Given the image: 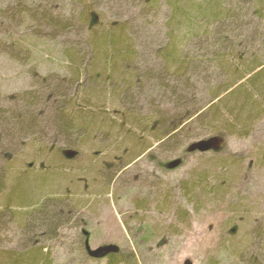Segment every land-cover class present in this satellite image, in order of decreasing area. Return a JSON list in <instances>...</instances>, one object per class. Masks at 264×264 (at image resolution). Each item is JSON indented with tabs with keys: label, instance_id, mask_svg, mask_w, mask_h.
Here are the masks:
<instances>
[{
	"label": "rangeland",
	"instance_id": "374dc122",
	"mask_svg": "<svg viewBox=\"0 0 264 264\" xmlns=\"http://www.w3.org/2000/svg\"><path fill=\"white\" fill-rule=\"evenodd\" d=\"M256 2L0 0V264H264Z\"/></svg>",
	"mask_w": 264,
	"mask_h": 264
},
{
	"label": "trees",
	"instance_id": "16d2710c",
	"mask_svg": "<svg viewBox=\"0 0 264 264\" xmlns=\"http://www.w3.org/2000/svg\"><path fill=\"white\" fill-rule=\"evenodd\" d=\"M262 4V5H261ZM255 6H257V7H261V8H263V6H264V0H262V3H260V4H258L257 2L255 3ZM241 11V10H240ZM237 15V14H236ZM239 15H240V12H239ZM238 15V17H240ZM229 17H230V15H228ZM214 14H213V16H211V18H209L208 20H212V19H214ZM235 17H237V16H234L233 18H235ZM221 18H223V19H221ZM220 19V20H219ZM236 19V18H235ZM228 20V18L226 17V15H223V16H221V17H218V18H216L215 17V19H214V22L213 23H216V22H218V21H220V22H226ZM263 32H264V30H263ZM262 31H260L259 29L258 30H255L254 31V33H253V42H255V41H257V40H260V39H264V33H263ZM256 34V35H255ZM110 36V35H109ZM111 37V36H110ZM116 38H113V37H111V38H109V41H110V46H112V48H115V46L117 45L116 43L114 44V40H115ZM251 43V44H249L248 46H254V43ZM260 42V41H259ZM259 42L258 43H255V46L256 45H259ZM237 45L238 44H236V47H237ZM240 46L241 47H243L241 44H240ZM247 46V47H248ZM259 46H261V45H259ZM262 48H264V45L262 44V46H261ZM171 51V50H170ZM172 54V56L173 57H176L175 56V49H173L172 50V52H171ZM171 56V57H172ZM129 56L127 55H125L124 56V58H123V60H125V58L127 59ZM255 60H253V61H255V64L256 63H258V66L257 67H255L254 68V66H256L255 64H253L252 65V67L249 69V70H247L248 72H247V74H244L242 77L241 76H239V81L241 80H246L248 83L247 84H251L252 86H254V87H256V85L258 84V83H256V82H254L253 84H252V81H253V74H254V72H256V70H257V68L259 67V66H261V65H264V58H260V56H255V58H254ZM115 60H117V58L115 59ZM122 60V59H121ZM117 61H120L119 59L117 60ZM254 63V62H253ZM255 75V74H254ZM246 78V79H245ZM246 81H245V83H246ZM264 82V81H263ZM232 88V87H231ZM230 89V88H229ZM228 91V90H227ZM26 95H24L23 96V101L24 100H26L27 101V97H25ZM25 101V103H24V111H25V113L26 114H28V122L30 121V122H32V121H34V116H33V112L32 111H28L29 109H32L33 108V106H34V104L32 103V101H27L26 102ZM196 115H198V113L197 114H195V116ZM195 116H193V118L195 117ZM25 118V116H24V114H15V115H13L12 117H10V119H11V121H16L15 122V124L14 125H18V126H21L22 125V123H23V119ZM192 117H190V118H188L185 122H183L182 124H180V125H175L173 128H171V129H169L168 131H167V133L165 134V139L166 138H168L167 139V141H170V140H173V139H175L176 137H178V136H180V134H182V132L184 131V127H186L188 124V122H190V120L191 119H193ZM8 119L6 118V117H0V123L1 124H7L8 122ZM25 121V120H24ZM238 121H239V119H238ZM59 125H63V128H62V130H63V132H67V131H69L71 128H70V126H69V123L67 124L64 120H62V122L59 124ZM184 125V126H183ZM67 127V128H66ZM191 149H192V147H191ZM211 149V148H210ZM209 149V150H210ZM194 151H196V152H200L198 149H195ZM208 151V150H207ZM35 214V213H34ZM40 222H42V221H40ZM85 245H86V243H85ZM86 247V252L88 253V248H87V246H85ZM117 250H118V252H110V253H108V254H106V257H110V256H114V255H117L118 253H119V249L117 248ZM33 255V257H31ZM28 257H31V260L30 259H27V264H33L35 261H36V259L34 258L35 257V254H31V255H29Z\"/></svg>",
	"mask_w": 264,
	"mask_h": 264
},
{
	"label": "water",
	"instance_id": "95a60500",
	"mask_svg": "<svg viewBox=\"0 0 264 264\" xmlns=\"http://www.w3.org/2000/svg\"><path fill=\"white\" fill-rule=\"evenodd\" d=\"M210 145H211L210 143H202L199 146H197L196 149H198L201 152H205L211 148ZM117 251L118 250L116 247H108V248L100 249L94 252L90 251L89 253L94 257H103V256H106V254L110 252H117Z\"/></svg>",
	"mask_w": 264,
	"mask_h": 264
}]
</instances>
